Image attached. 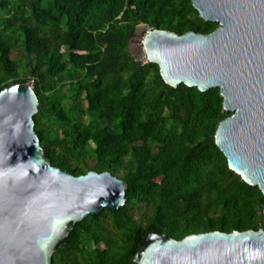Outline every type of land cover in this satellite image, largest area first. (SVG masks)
I'll use <instances>...</instances> for the list:
<instances>
[{
    "label": "trees",
    "instance_id": "trees-1",
    "mask_svg": "<svg viewBox=\"0 0 264 264\" xmlns=\"http://www.w3.org/2000/svg\"><path fill=\"white\" fill-rule=\"evenodd\" d=\"M3 9L0 91L32 81L35 131L52 165L127 182L125 204L76 223L52 264H136L152 230L182 239L260 227L264 194L215 142L232 114L220 89L173 87L130 49L142 24L213 31L218 23L202 19L192 0H0Z\"/></svg>",
    "mask_w": 264,
    "mask_h": 264
},
{
    "label": "water",
    "instance_id": "water-1",
    "mask_svg": "<svg viewBox=\"0 0 264 264\" xmlns=\"http://www.w3.org/2000/svg\"><path fill=\"white\" fill-rule=\"evenodd\" d=\"M209 33L151 29L143 46L164 81L218 87L225 111L215 142L229 166L264 194V0H192ZM34 85L0 91V264H52L76 223L126 202L127 182L109 171L74 175L52 165L35 131ZM258 229L214 230L182 239L152 230L136 264H264V204Z\"/></svg>",
    "mask_w": 264,
    "mask_h": 264
},
{
    "label": "rangeland",
    "instance_id": "rangeland-1",
    "mask_svg": "<svg viewBox=\"0 0 264 264\" xmlns=\"http://www.w3.org/2000/svg\"><path fill=\"white\" fill-rule=\"evenodd\" d=\"M13 13H14V11H13ZM8 14H9V12L7 10H4V9L0 10V18L6 16ZM148 30H149V28L144 24L138 26L136 33H135V36L131 40V43H130L131 52L133 54H135L138 58L143 57L145 54V49L143 46V38H144V35L148 32ZM30 84H33L32 81L30 82Z\"/></svg>",
    "mask_w": 264,
    "mask_h": 264
},
{
    "label": "built area",
    "instance_id": "built-area-1",
    "mask_svg": "<svg viewBox=\"0 0 264 264\" xmlns=\"http://www.w3.org/2000/svg\"><path fill=\"white\" fill-rule=\"evenodd\" d=\"M139 60H141L143 63H146V62H148V59H147V57H146V55H145V54H144V56H143V57L139 58Z\"/></svg>",
    "mask_w": 264,
    "mask_h": 264
}]
</instances>
